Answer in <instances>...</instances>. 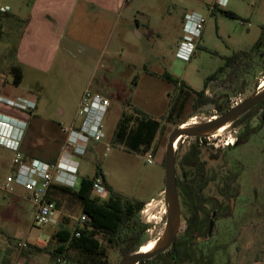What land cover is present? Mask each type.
Here are the masks:
<instances>
[{
  "label": "rangeland",
  "instance_id": "rangeland-1",
  "mask_svg": "<svg viewBox=\"0 0 264 264\" xmlns=\"http://www.w3.org/2000/svg\"><path fill=\"white\" fill-rule=\"evenodd\" d=\"M31 2L0 0V8L9 7L19 18L29 14ZM175 2L178 4V0ZM169 4L170 0H159L147 5L143 12L151 17L152 28L140 27L141 39L135 30L128 32L118 28L115 36H110V46L100 57L80 53L78 58L70 57L66 61L67 67L57 75L33 82L27 79L21 88L14 86L10 73L17 47L11 27L18 30L20 24L0 13V88L5 84L0 93V110L3 108L6 116L24 121L29 126L21 142V152L26 158H29V152L44 154L48 137L40 135L33 123L30 125L34 110L19 111L6 101H32L38 105L37 113L45 114L46 111L51 121L70 128L85 90L89 88L95 92L97 86H102L104 90L99 94L110 98L109 112L103 122L106 139L91 145L93 148L80 161V174L83 178H92L97 166H100L105 180L100 179L104 183L128 199L147 202L138 218L148 227L140 239V251L149 242L159 241L166 228L165 169L162 164L171 132L183 122L205 123L218 117L223 111L255 95L260 84H264V41L249 58L227 66L228 59L240 52H251L260 40L264 27V0H228L224 8L218 5L217 0H185L184 4H178L174 9ZM223 11L232 12L237 18L227 17ZM193 13L201 14L205 24L201 35L194 41V54L189 61H183L177 57L185 40L184 31L180 32L181 18L185 23V16ZM155 16L160 22L163 18L167 19L160 25L154 20ZM140 21L144 23L142 19ZM166 71L196 91H202L209 79L213 83L221 80L216 85L209 83L206 93L208 99L219 92L221 111L198 113L193 106L195 97H187L174 84L153 76ZM233 71H240V75L231 82L226 76ZM223 85L227 88L220 92ZM60 109L65 112L64 119L59 116ZM135 109L160 123L152 145L138 151L131 150L126 141L111 142L122 118L128 131L135 129L141 119ZM260 115V110H256L237 125H229L222 136L212 135L200 142L183 139L177 147L178 178L192 172L191 168L183 167L182 160L195 145L201 149L200 161L208 179L213 180L205 195L216 196L215 190L223 187L224 177L231 179L234 193L237 188L240 192L233 217L218 223L219 234L211 242V249L216 252L212 264H264V123ZM5 119L11 123L8 118ZM245 134L249 136L248 143L236 147L237 138ZM38 140H42L39 141L42 145L37 144ZM148 154L153 155V164L147 163ZM14 156L13 152L0 146V186L9 173ZM26 197L28 194L20 188L15 189L14 194L0 190V264L54 263L51 252L57 243L52 236L60 224L66 223L70 227L81 224L78 201L60 194L56 197V224L34 226L35 211ZM108 199L109 194L101 197L103 202ZM188 217V210L183 209L180 236L186 230ZM21 241L47 247L48 250L37 252L27 249L19 255L16 247ZM107 250L110 264H120V253L114 248L107 247ZM77 260L78 255L71 252L66 264H79Z\"/></svg>",
  "mask_w": 264,
  "mask_h": 264
},
{
  "label": "crops",
  "instance_id": "crops-1",
  "mask_svg": "<svg viewBox=\"0 0 264 264\" xmlns=\"http://www.w3.org/2000/svg\"><path fill=\"white\" fill-rule=\"evenodd\" d=\"M158 1L159 0H32L29 14L19 18H16L9 7H6L7 9L9 8V11L5 13V17L13 21H18L20 24V29L18 30L11 27L12 34L15 35V39L17 40V47L13 58L14 62L10 66V69L12 66H15L19 68L23 74L22 83L17 88H21L27 79L33 82L39 81L42 77L57 75L62 69L67 67L66 61L70 57L78 58L80 53L84 54L87 52L92 53L94 57H100L104 54L106 48L110 46V36L112 34L115 36V30L118 28L128 32L135 30L137 36L141 39L142 34L138 31L140 27L146 28L147 30L152 28L151 17L145 16L143 11L149 3L155 4ZM175 1L176 0H170V8L174 9L178 7V4L182 5L185 3V0H178V4H176ZM169 13L171 14L172 12ZM141 19L144 23L140 21ZM166 19L167 18H163L161 22ZM154 20L160 23V25L162 24L158 16H155ZM183 23L184 20L182 17L180 27L181 33H183ZM166 25L169 27V23H166ZM159 33L160 32H158V34ZM165 73L173 76L167 71ZM209 83L212 85L217 84L213 83V81ZM91 84H93V82ZM185 84L189 89L194 90L190 85L187 83ZM2 86L3 87L0 88V93L3 91L2 89L5 88V84ZM96 89L97 90H94L96 93H102L101 90H104L102 86H97ZM105 91L109 94L108 90ZM207 92L208 90H206V93ZM104 97L110 100L107 95ZM193 102L195 104V99H193ZM37 109L38 105L34 110L35 112L31 115L32 119L30 125L33 123L37 127V131L40 135H47V145H44L47 148L44 154L38 153L34 155L29 152V158H26L25 154L22 152L25 160L29 162L38 159L45 163L52 164L60 161L63 157L69 159L70 157L67 155L69 153L64 148L67 141V134L65 133L67 127L60 124V122L51 121L46 111L44 112L45 114L37 113ZM6 115L5 110L1 108L0 120L7 122L8 120L4 118ZM59 116L61 119L65 118L64 110H59ZM76 124L77 121L75 118L70 127ZM28 128L29 126H27V129ZM39 141L42 140H38L37 144L42 145ZM111 142L115 143L114 137ZM91 148L93 147L91 146ZM84 159L85 157L81 160ZM74 160V165L77 163L80 164L79 179L81 181L83 178L80 174L81 160ZM10 170L11 166L9 171ZM26 199L28 200V197H26Z\"/></svg>",
  "mask_w": 264,
  "mask_h": 264
},
{
  "label": "trees",
  "instance_id": "trees-1",
  "mask_svg": "<svg viewBox=\"0 0 264 264\" xmlns=\"http://www.w3.org/2000/svg\"><path fill=\"white\" fill-rule=\"evenodd\" d=\"M223 13L227 17L237 18L232 12L223 11ZM263 41L264 27L262 28L260 40L252 48L251 52H240L234 55L233 58L227 60V66L242 61L244 58H249L250 55L261 48ZM10 73L13 76L14 86L19 87L23 80L22 72L19 68L12 66ZM153 76L159 77L167 83L174 84L179 92L187 97L195 96V109H198L208 101L206 90L211 79L207 80L204 89L198 92L189 89L183 81L174 78L168 73L153 74ZM135 111L141 117L135 129L128 131L125 119L122 118L113 137L115 141H126L131 150L138 151L142 147L152 145L160 130V123L147 118L139 109H135ZM196 141L200 142L203 139L196 138ZM247 142L248 138L241 137L237 140L236 146ZM90 150L91 147L89 148ZM200 155L201 149L199 146H192L182 160L183 167L191 168L192 172L203 171ZM164 162L165 160L163 161V166ZM99 178L105 180V175L100 166H97L94 177L82 178L78 188L56 185L51 187L48 195L51 202H54L57 206V195H69L78 201L82 217H86V221L83 224L74 227H70L66 223L60 224L58 231L52 236V240L57 243L56 248L51 252L54 263L58 260L67 261L70 253L74 252L78 255L77 262L79 264H110L107 247L118 249L124 246L125 250L133 249L136 245H139L143 233L147 230L148 227L143 225L138 219L147 202L128 199L106 183L105 187L107 194H109V199L103 202L93 191V184ZM78 233L79 237L77 236ZM43 248L31 244L28 250L34 249L37 252L48 250L47 247ZM162 258L163 255H159L155 261L159 260L162 264ZM145 263H152V261H145L140 264Z\"/></svg>",
  "mask_w": 264,
  "mask_h": 264
},
{
  "label": "built area",
  "instance_id": "built-area-1",
  "mask_svg": "<svg viewBox=\"0 0 264 264\" xmlns=\"http://www.w3.org/2000/svg\"><path fill=\"white\" fill-rule=\"evenodd\" d=\"M228 0H217L218 5L225 7ZM9 9L0 8V13H7ZM205 19L199 13L188 14L185 16L184 23V41L181 43L177 53L178 59L189 61L196 50L194 41L199 37L204 28ZM263 83V82H262ZM262 83L259 86L262 85ZM5 102V100H4ZM8 105L19 110H35L36 105L33 102L17 99L16 101H6ZM110 107V100L99 93L93 92L89 88L85 90L78 112L76 114L77 124L66 128L67 141L65 149L68 151L69 159L63 157L56 163H45L38 159L26 161L21 152V142L27 129L24 121L16 120L5 116L11 121L17 122L22 127L15 129L12 125L5 124L0 120V146L14 153L11 170L9 171L0 190L7 194H14L15 189L20 188L28 194V200L32 204L34 215V226L45 227L56 224L55 216L58 212L57 206L49 199V191L53 185L78 188L79 163L75 160L83 159L93 143H100L106 139L103 122ZM6 132V133H5ZM109 151V148H107ZM153 155L148 154L147 163L153 164ZM94 194L102 197L107 194L105 183L100 178L93 184ZM86 217H82L80 223L83 224ZM79 237V233L77 234ZM30 246L27 241H21L17 244V252L21 255ZM16 264H21L17 262ZM51 264H66L64 260H58Z\"/></svg>",
  "mask_w": 264,
  "mask_h": 264
},
{
  "label": "flooded vegetation",
  "instance_id": "flooded-vegetation-1",
  "mask_svg": "<svg viewBox=\"0 0 264 264\" xmlns=\"http://www.w3.org/2000/svg\"><path fill=\"white\" fill-rule=\"evenodd\" d=\"M239 73L240 71L230 72L226 78L229 81L231 80V82L236 81V79L239 78ZM225 88H227L226 85H223L220 92L225 91ZM218 93H214L210 96V98L207 99L208 101L201 105V107L214 105V111H221V107L219 106L221 98L218 97ZM239 104L240 103L237 105ZM231 109L223 111L218 117L226 114ZM256 110H260V119L263 124L264 102L245 116L241 117L234 125L240 123L239 121L241 119H245V117L248 118L249 115ZM218 117L211 118L209 121L217 119ZM242 137L247 139L249 136L245 134ZM240 138L241 137L237 138V140ZM177 182L181 204V227L183 223V209L188 210L189 217L186 219L187 227L184 234L180 236V227L179 234L174 239L171 247L165 253L161 254L163 255L162 264H212V262H215L214 254L216 252L215 249H211V242L214 238H217V235L219 234V221H228L233 217V211L240 195L239 189L237 188L234 193V189L230 186L232 183L231 179L229 177H224L223 187L215 190L216 196L208 197L205 195V192L208 185L213 182V180L208 179L204 170L185 173L181 178H178L177 175ZM209 206L211 209H209ZM139 249V245H136L130 250H125L124 246L116 250L123 258L125 255L136 252V250ZM158 256L150 260H145L152 261V263L145 264H161L159 260L155 261ZM145 261H142L141 263Z\"/></svg>",
  "mask_w": 264,
  "mask_h": 264
},
{
  "label": "water",
  "instance_id": "water-1",
  "mask_svg": "<svg viewBox=\"0 0 264 264\" xmlns=\"http://www.w3.org/2000/svg\"><path fill=\"white\" fill-rule=\"evenodd\" d=\"M264 102V89L257 92L244 102L233 107L226 114L217 119L198 123L195 126L183 129V124L179 125L168 137L165 153V190L164 200L166 205V229L162 238L158 241L157 247L146 254H140V250L125 255L120 264H140L142 261L150 260L165 253L177 237L181 227V204L178 191L177 170H176V144L183 139H203L211 137L224 126L235 124L241 117L251 112L254 108ZM215 110L214 105L199 107L197 112ZM187 123V122H185ZM137 249V248H136Z\"/></svg>",
  "mask_w": 264,
  "mask_h": 264
},
{
  "label": "bare ground",
  "instance_id": "bare-ground-1",
  "mask_svg": "<svg viewBox=\"0 0 264 264\" xmlns=\"http://www.w3.org/2000/svg\"><path fill=\"white\" fill-rule=\"evenodd\" d=\"M264 89V84L260 87V90H263ZM10 120V119H9ZM192 120V119H191ZM11 121V120H10ZM193 122V121H192ZM5 124H9V125H12L15 129L17 128H20L22 127L21 125H19L17 122L15 121H11V123L8 121L7 123ZM198 123H184L182 128L185 129V128H188V127H192V126H195L197 125ZM229 128V125L228 126H224L223 128L219 129L217 132L213 133L212 135H217V136H222ZM180 143V141L176 144V148L178 147V144ZM158 245V241H151L149 242L148 244H146L144 246V248L140 251V254H146V253H150L152 252L155 247H157Z\"/></svg>",
  "mask_w": 264,
  "mask_h": 264
}]
</instances>
